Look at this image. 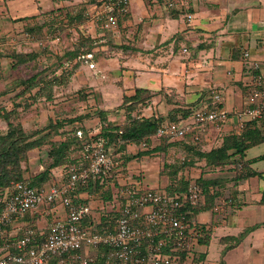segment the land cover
<instances>
[{
  "label": "crops",
  "instance_id": "crops-1",
  "mask_svg": "<svg viewBox=\"0 0 264 264\" xmlns=\"http://www.w3.org/2000/svg\"><path fill=\"white\" fill-rule=\"evenodd\" d=\"M164 4L160 0H132L131 13L123 19L114 37L116 44L123 43L127 48L111 49L108 45L97 48L96 67L81 63L69 85L87 89L88 101H94L96 110L109 113L123 104L125 96H134L139 88L146 89L152 94L150 101L141 109L143 115L133 116H162L164 121L172 116L184 121L192 116L188 114L190 111L203 105L213 106L212 88L222 93L227 109L245 106L250 67L243 53L248 51L251 60L264 64V0H178L174 12ZM53 7L42 5L41 0H0V38L4 35L18 38L23 33L17 34L33 21L31 17ZM91 34L102 35L96 31ZM172 112L175 115H170ZM107 117L128 119V115ZM236 126L231 118L219 129L196 133L198 140L193 136L184 140L196 151H210L221 146L225 137L239 134ZM151 141L154 147L161 140ZM118 148L121 149L116 154L109 147L111 154L122 158L117 160L118 171L104 178L107 179L103 182L104 189L95 185L78 190L79 199L93 207L88 225L99 230L105 226L103 217L119 209L121 186L136 184L160 189L165 185L166 176L162 175L163 167L155 155L174 154L175 163V156L186 152L182 145L174 143L167 153L155 152L151 154L154 157L143 155L138 160L130 158L137 153H132L137 150L135 143L120 144ZM75 154L78 162L86 161L85 152L74 148L71 157ZM195 163L200 166L199 176L192 179L178 176L190 182L201 178L208 185L198 204L201 211L194 215L195 225L201 231L194 249V258L199 257V262H190L264 264V140L243 154L232 155L224 165L208 166L205 158H197ZM66 176L64 166L53 168L47 184L63 182ZM108 189L113 195L109 200L101 195ZM58 214L63 215L64 209L52 210L41 205L8 228L17 232L21 226L33 225L47 232Z\"/></svg>",
  "mask_w": 264,
  "mask_h": 264
},
{
  "label": "built area",
  "instance_id": "built-area-1",
  "mask_svg": "<svg viewBox=\"0 0 264 264\" xmlns=\"http://www.w3.org/2000/svg\"><path fill=\"white\" fill-rule=\"evenodd\" d=\"M164 3L167 8L177 5L176 0ZM131 8L132 0H104L90 5L86 15L89 21L104 28L117 29L118 17ZM243 54L250 67L245 106L227 109L222 93L212 88L213 106L203 105L193 111L190 119L162 123L155 138L173 141L193 136L198 140L196 133L219 129L231 118L236 121L238 133L247 122L264 120V64L251 60L248 51ZM86 57L92 59L93 54L87 53ZM89 66L95 68L96 63L91 61ZM78 133L82 135L81 131ZM105 144L103 137L86 143V161L70 166L63 182L35 187L29 181L18 180L0 189V264H182L181 251H187L186 262L194 260L201 231L196 221L190 220L185 206H196L203 199V189L196 182H189L182 194L125 184L119 188L116 228L99 230L88 225L93 207L79 199V188L108 178L119 168V161ZM142 146H147V142ZM41 205L64 209L63 215H55L47 232L33 225L21 226L17 232L7 231Z\"/></svg>",
  "mask_w": 264,
  "mask_h": 264
},
{
  "label": "trees",
  "instance_id": "trees-1",
  "mask_svg": "<svg viewBox=\"0 0 264 264\" xmlns=\"http://www.w3.org/2000/svg\"><path fill=\"white\" fill-rule=\"evenodd\" d=\"M54 7L49 9L50 13H48V17L46 20L55 19L56 16H59L63 19L61 11H55L56 9H59L63 5L66 4L67 1L70 0H52ZM104 0H87L84 1L85 3L81 5V7L78 10V13L75 15L76 21H84L86 16V10L89 8L90 5L93 4H101ZM154 1V0H153ZM161 2L164 0H160ZM177 4H178V0ZM80 2H83L80 1ZM54 9V10H53ZM177 9V6H174L172 8H169L170 11L174 12V10ZM53 10V11H51ZM46 10L45 12H47ZM42 12V13H45ZM131 11L125 15L119 16V26L118 30L120 31L121 23L123 19H125L127 16H129ZM68 16V12L66 13V17ZM87 17V16H86ZM27 17H23V20H26ZM88 19V17H87ZM60 20V19H57ZM67 21V19H65ZM70 21V19H69ZM86 22V19H85ZM34 19L32 22H29L25 25V32L34 30ZM98 28H102L105 31V35L102 34L101 36H93L91 33L88 32V34L85 31H80L79 35V43H76L77 46L74 47L73 50L66 51L63 56L61 55L60 59L62 62L63 71L60 73V75H57L53 77L52 82L47 81V78L49 77H43L42 79H39V75L36 74L25 81H20L25 84L26 89H23L19 95L24 94L26 92H31L34 88H37L35 94H45V90H47V98H52L51 88L53 86L59 85L63 86L65 84H68V82H64L63 78L64 76H67L68 79L71 81V78L75 72V69L81 64V63H89L91 61H94L95 52L97 48H101L103 45H108L111 47V49H120V48H127V45L121 43L116 44L114 41V37L116 35L115 29L110 28H104L101 25H98ZM118 31V32H119ZM133 50H136V48H131ZM87 53H92L93 58L89 59L86 57ZM30 57L36 58V54H31ZM25 59H23L24 61ZM56 75V74H54ZM65 79V78H64ZM65 83V84H64ZM152 94L150 91L146 89L139 88L136 90V93L134 96H125L124 102L122 105H120L121 108H126L128 110V119L126 120L125 124L123 125H112L109 124L108 126H103L101 128V131L97 134L87 133L83 129H78L76 133H61L59 134V131L64 128L66 121H60L55 120L52 121V125H48L47 127L53 129L55 131V135H62L64 138H57L54 139V142L52 141V137L55 135L53 132H46V131H36L34 134L28 135L24 128L21 127V125L15 126L11 123L10 129L6 134H2L0 137V189H5L11 186V183L13 181L18 180H24L29 181L32 186L39 187L44 184H47L48 181L51 178L52 169L64 166L65 172L67 174L68 168L72 165L78 164L79 162L74 158L71 157L72 150L77 149L85 152V145L88 142L94 141L99 137H103L106 141V147L109 149L110 145H117L120 144L122 146H126L128 143H135L140 146V151H138L135 155H132V157H138L143 155H151L155 152H165L169 151V148L174 146V140L170 141L167 138L160 139V144L154 147H151L152 139L155 138V133L157 128L164 122V119L162 116H152V117H137L133 116V112L136 110V106H145L150 101ZM98 116H100L102 119L106 120L107 115L109 112L101 109H97ZM194 111V110H193ZM140 112V111H139ZM138 112L137 115L140 113ZM193 112L190 111L188 114H192ZM184 114V115H188ZM3 115H9L8 112H0V116ZM143 115V114H140ZM159 115V114H158ZM170 115H175L173 112ZM184 119V118H180ZM180 119H174V116H172V119L169 121L171 122H179ZM75 120H72L74 122ZM77 121V120H76ZM71 122V121H70ZM262 122V123H261ZM258 123H261L259 125ZM45 130V129H44ZM79 131L82 132V135H79ZM35 135H39V137H35ZM54 135V136H53ZM35 137V138H34ZM264 140V122L263 120H251L247 122V125L243 131H241L239 134H231L224 138V142L221 146L216 147L210 151H196L195 149L190 148V146H187L186 143L187 140H176L180 141L182 144L184 143V149L188 152V149L190 151H193L195 155H198V158H205L207 161V165L211 167L215 166H221L224 165L226 162H228L231 159V156L234 154H243L247 148H249L252 145L258 144ZM143 142H147V146H142ZM50 144V149L48 151V155L50 158V163L39 173H37L32 178H25L24 177V169L22 166V161L26 158L27 152L33 148H42ZM117 152V151H115ZM73 158V159H72ZM185 162L186 161H179L178 165L177 161L165 163L163 170L161 171L162 175L167 176L169 179L168 182L165 183L163 187H160V189L165 190L171 194H182L186 191L187 185L190 182L189 180L181 177L179 178L178 173L180 170L185 168ZM231 162V161H230ZM181 163V164H180ZM236 163L238 165L239 161ZM185 166V167H184ZM107 181V179H98L94 181H90L87 185L82 186L83 188H89L92 186L97 185V188L99 190L104 189V183ZM196 182L202 187L203 193H207V187L208 185L204 182L203 179L199 178L196 180ZM107 193L104 195L105 199H111L113 197L112 191L107 190ZM109 192V193H108ZM105 193V192H104ZM199 205L191 206L187 204L185 206V209H188L190 211L189 218L194 219V215H196L201 209H199ZM120 212L113 211L110 214H107L103 217L105 221V226L101 228L100 230H113L116 228V218L119 217ZM7 231H9V228H7ZM203 240L200 239L199 243H202ZM180 253V262L183 264L186 262V255L187 251H181ZM197 253H195L196 256ZM199 260V257H195ZM194 258V260H195ZM199 262V261H198Z\"/></svg>",
  "mask_w": 264,
  "mask_h": 264
},
{
  "label": "rangeland",
  "instance_id": "rangeland-1",
  "mask_svg": "<svg viewBox=\"0 0 264 264\" xmlns=\"http://www.w3.org/2000/svg\"><path fill=\"white\" fill-rule=\"evenodd\" d=\"M80 1L82 0H70L59 9L51 10L53 12L61 11L63 19L56 16L54 20H46L47 18L49 19V10L31 17L34 19L35 25L34 30L29 31L30 36L27 35L28 32L24 35L25 30L17 34L23 33L18 38L9 35H4L0 38V112H8L9 114L0 116V137L9 131L11 128L9 123L11 122L15 126L21 125L28 135L34 134L38 130L53 132L55 135V131L47 126L52 125V121L58 119L62 122L66 121L64 122V128L59 131V134H74L78 129H83L87 133H97L101 131L103 126H108L109 124L113 125L116 122H118L116 125L125 124L127 119L123 120L119 118L118 120H109V117H107L104 120L98 116V111L95 108L97 106L94 104V101H92L93 104L88 101L89 94L87 89H80L77 86L75 87L74 84L72 87L69 85L70 80L67 76H64L65 79L63 78V81L65 83L69 81L68 84L64 83L65 85L63 86L56 85L51 88V99L47 98V90H45V94H35L37 88H34L31 92L19 95L23 89H26L25 84L20 82L21 80L25 81L38 74L39 79L46 78L49 75L47 81L52 82L53 77L60 75L64 70L60 57L66 51L73 50L77 46L76 43H79L80 31H85L87 34L88 32L96 31L98 34L105 35V31L102 28H98L96 22L89 21L86 17L87 15L85 16L86 22L85 19L84 21H76V13H78L81 5L85 3L84 1L87 0ZM41 4L45 6L54 5L52 0H41ZM67 12L68 16L66 17ZM31 54H36L37 57L32 58L30 57ZM23 59L25 60L23 61ZM135 108L136 110L131 115H137L139 111L140 114L143 113L141 110L143 106L138 105ZM108 115H128V110L119 107ZM72 120L75 121L72 122ZM88 125L93 126L89 127ZM35 137H39V135H35ZM57 138H64V136L55 135L52 137V141L54 142V139ZM174 143L182 145L183 147L185 146L180 141H174ZM47 144L45 147L33 148L27 152L26 158L21 163L25 178H32L50 163L51 160L48 151L51 146L49 143ZM137 144V150L132 153L140 151V146ZM109 147L111 151L118 150L115 152L116 154L121 149L118 148L119 146L110 145ZM116 154L112 155L116 161H120L122 156L120 158ZM155 156L159 157L161 168L164 167L165 163L174 162V154L170 156L167 154H158ZM197 156L189 149L188 152L186 151L175 156V160L177 161L176 165L179 164V161L187 160L185 162L186 167L184 166L185 168L180 170L178 175L187 176L190 179L199 176L201 174L200 166L195 163L197 162ZM151 157L154 156L151 155ZM140 158L141 156L135 159L140 160ZM41 163L43 164L42 168ZM35 165L36 167L34 168ZM165 179L167 182L169 181L167 176ZM106 193L101 195H105ZM195 261L198 262L199 260L195 258ZM186 264L192 263L187 261Z\"/></svg>",
  "mask_w": 264,
  "mask_h": 264
}]
</instances>
